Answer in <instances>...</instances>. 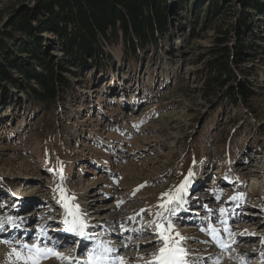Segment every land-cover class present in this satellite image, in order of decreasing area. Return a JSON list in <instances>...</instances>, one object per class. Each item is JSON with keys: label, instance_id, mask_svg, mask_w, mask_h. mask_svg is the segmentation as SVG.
<instances>
[{"label": "rangeland", "instance_id": "rangeland-1", "mask_svg": "<svg viewBox=\"0 0 264 264\" xmlns=\"http://www.w3.org/2000/svg\"><path fill=\"white\" fill-rule=\"evenodd\" d=\"M40 1L0 0V36L14 11ZM170 1L171 34L139 63H123L122 45L117 44L109 48L115 63L107 70L71 68L66 76L73 83V92L59 103L54 115L33 109L19 90L12 93L16 101L10 97V102L0 105V218L13 215L21 222L17 232L7 234L15 235L6 240L4 235L0 237V255L13 250L14 243L17 247L25 243V239L21 243L15 240L24 237L17 236L19 231L34 242L40 225L60 226L65 211L58 192L61 187L67 195L82 193L94 207L84 219L98 223L96 228H105V218L116 208L119 222L108 226V236L113 239L124 234L117 236L115 248L120 249L128 248V241L153 243V222H162L156 214L162 211L158 205L163 194L174 193L186 178L188 185L196 186L190 200L205 198L213 208H235L233 215L248 229L264 223L254 217L264 212V56L243 65L252 73L249 79L255 88L249 106L232 108L222 97L205 101L200 91L207 52L215 46L218 30L227 24L205 17L207 6L196 5V0L184 5ZM232 8L230 13L244 12L241 0H234ZM250 15L255 42L264 48L260 38L264 37V6ZM230 19L228 23L234 21ZM49 44L53 55L63 58L59 46ZM109 188L115 193L108 194ZM13 195L24 202L22 214L10 213L12 205L5 204L4 199L13 200ZM184 195L189 196L190 191ZM243 211L252 212V217L245 218ZM188 212L191 210L180 217L193 218ZM213 216L212 224L194 227L219 226L225 221L217 211ZM135 217L139 223L134 225ZM178 217L176 212L168 219L181 233L188 224L179 223ZM141 226H147L143 233L132 235ZM184 234L188 246L198 235ZM131 257L128 264L131 259L144 264L148 254L134 258L132 253Z\"/></svg>", "mask_w": 264, "mask_h": 264}, {"label": "trees", "instance_id": "trees-1", "mask_svg": "<svg viewBox=\"0 0 264 264\" xmlns=\"http://www.w3.org/2000/svg\"><path fill=\"white\" fill-rule=\"evenodd\" d=\"M233 1L196 0L207 6L205 17L227 24L207 52L200 93L205 101L226 98L238 109L256 96L249 79L253 75L243 65L264 56L250 15L262 10L264 0H241V14L230 13ZM171 9L170 0H41L14 11L0 36V105L16 101L12 93L19 90L33 109L54 115L73 92L66 76L71 68L107 70L115 63L109 48L117 44L122 45L123 63H139L170 36ZM50 42L59 46L63 58L53 55Z\"/></svg>", "mask_w": 264, "mask_h": 264}, {"label": "bare ground", "instance_id": "bare-ground-1", "mask_svg": "<svg viewBox=\"0 0 264 264\" xmlns=\"http://www.w3.org/2000/svg\"><path fill=\"white\" fill-rule=\"evenodd\" d=\"M109 135H111V134H109ZM104 161H106V160H104ZM110 163H111V161L108 160L107 164H110ZM186 188H187V191H189L190 188H193V190L195 191L196 186L187 185ZM98 191L99 190L94 191V193L91 197H94L96 192H98ZM58 192L61 195L60 189H58ZM111 192L115 193L112 190V188H109L108 194ZM193 194H194V192L191 194V196H193ZM64 195L69 199V202L71 205H73V206L79 205L80 214L82 217L85 216L86 212H89V210L94 209V207H90L91 204L86 203V199H84V196L82 195V193H80L79 195L73 194L71 196V195H67V193H65V189H64ZM73 197H74V199H72ZM166 199L167 198H165V200ZM183 199L185 201V199H186L185 195H183ZM191 199H193L192 201H190L191 203H195L197 201L194 197ZM189 200H190V198H189ZM161 201H163V200H161ZM63 204H64V201H63ZM18 206H20L18 211L23 212L25 210L24 202L20 201ZM111 209H112V211L109 214L108 219L105 218L106 228H109L108 227L109 225L111 226V225L119 222V219L117 218L118 215L114 214V212L116 211L115 210L116 208L113 207ZM180 210L181 209H179L177 212H182ZM96 213H98V211L95 210V214ZM63 215L64 216L61 219V224L57 228L58 232H60L61 230H64L63 225H65V224L63 223V221H64L65 215H66L65 211H64ZM172 216H174V215H172ZM257 216L259 217V215H257ZM257 216H254V217H257ZM226 221H228L227 218H226ZM93 224H95V227H98V223H93ZM18 225H21V223L17 222L14 227H12V228L10 227L8 229L14 231L16 229V226H18ZM238 225H240V224H238ZM238 225H236V226H238ZM100 227L102 228L103 226L100 225ZM224 227H225L224 224H222V225L220 224L219 226L218 225L212 226V228L217 229L218 240L225 241L230 245V247L223 248V249L219 246V244L215 240L212 239V236L210 233L211 228L208 229V228L202 227L199 229L197 227H192V224H188L186 227L181 228V230H179V231H181V233L180 232L179 233L184 237H185V234H184L185 232H188L189 234H198L197 236L194 237L195 242H193L191 245L188 246L189 240L187 237H186L187 239L183 242L184 246H187L186 249L189 252V256H188L189 264H216L217 260H219L220 264H250V260H253L252 259L253 257L256 258V262L251 263V264H257V263L264 264V231H262V232L260 231L261 228H264V223L261 226L259 225L257 228L254 227L252 229L242 227L241 225L239 228L238 227L235 228L232 225H227V227L233 233V235L231 236L232 237L231 239H228L229 235L227 232L224 231ZM8 229H4V230L7 231ZM258 231H260L261 233H258ZM175 232H177V231H175ZM25 234H26L25 232L24 233H18V235L24 236V237H22V238L18 237L15 239L17 241V243H21L25 239L24 244L23 243H21L22 245L19 244L20 245L19 247H17V245H15V243L12 244L14 246V249L20 248L17 250H21V252L24 254H26L27 250L25 248H23V245L27 244V245L31 246L30 241L28 242L27 235H25ZM133 235L135 237H137L136 232ZM139 235H140V233H139ZM154 235H155V239L152 241L153 243L149 246H147V243L149 244L151 242L146 243L143 241H138L136 244H133L132 242L125 239L128 241L127 243L130 244V246L128 248L124 247L121 249L115 248L117 246V244H116V246H113V244H115L117 241L115 242L114 239H111V241H109V242L112 243L111 244L112 247H111V245H108V246H110V248L113 250L110 253L112 259L115 261V257L123 256L126 260V264H128V260L130 258H132L131 257L132 253H134V258L148 254L147 259H150L151 256L157 251V248L156 247L154 248L153 245H157L158 237L156 234H154ZM119 236L124 237V234L119 235ZM237 236H239L240 239ZM0 237L2 238L3 236L0 235ZM236 237H237V239H235ZM4 240H6V238H4ZM120 240H122V237ZM2 243H3V241H2ZM2 243H1V246L4 247L6 245V243H3V244ZM131 243L133 245H131ZM124 244L128 245L126 243H124ZM39 245L42 247L41 244H39ZM55 250L62 253L65 256L71 257V260L69 262H65V264H87V261L84 260V258L81 256V253H82L81 248L77 252L74 250H72V251L67 250L64 247L56 248ZM207 250L209 252H206ZM7 252H9V250ZM11 253H12V250L9 253H3L2 255H0V264H17L15 256L10 255ZM203 255L208 256V258H210V261L205 262L204 261L205 256L202 257ZM131 260H130V264H132V263L137 264L135 262H131ZM41 264H61V261H58L55 258H50V259L42 260Z\"/></svg>", "mask_w": 264, "mask_h": 264}, {"label": "snow or ice", "instance_id": "snow-or-ice-1", "mask_svg": "<svg viewBox=\"0 0 264 264\" xmlns=\"http://www.w3.org/2000/svg\"><path fill=\"white\" fill-rule=\"evenodd\" d=\"M62 171V170H61ZM192 174L189 173V176ZM190 183L189 179L185 181L175 190L174 193H164L162 196L163 202L158 205L162 210L158 212L157 218L162 221L156 223V235L158 237L157 251L151 256L150 259L145 261V264H189L188 256L189 252L184 246V241L187 239L182 236L179 232H175L172 222L168 219V216L175 215L176 212L183 206L185 203L183 195L186 194V186ZM61 199L64 201L63 207L65 208V219L63 223L66 225L64 228L65 232L71 233L76 236L84 237L85 224L81 214L79 205H71L69 199L64 195V189L60 188ZM164 197L167 199L165 200ZM74 199V197L72 198ZM237 199V198H234ZM171 205V207H169ZM221 213L224 212V209L220 210ZM167 213V216L165 215ZM225 225L224 231L228 233L231 237L233 233L227 227V221H222ZM210 233L212 239L215 240L219 246L223 248H228L230 245L225 241L218 240L217 229L211 228ZM26 254L13 249L10 255L15 256L17 264H41L42 260L55 258L58 261H61V264L69 262L71 260L70 256H65L62 253L56 251L54 248L41 247L39 244H33L31 246L25 244ZM113 250L107 246L102 247V251L97 252L94 250L92 253H89L87 264H104L108 259V254ZM141 259H144L141 257ZM115 264H126V260L123 256L115 257ZM216 264H220L219 260L216 261Z\"/></svg>", "mask_w": 264, "mask_h": 264}]
</instances>
